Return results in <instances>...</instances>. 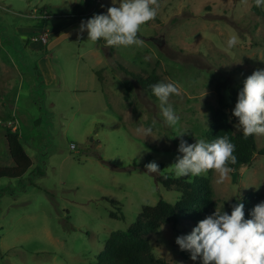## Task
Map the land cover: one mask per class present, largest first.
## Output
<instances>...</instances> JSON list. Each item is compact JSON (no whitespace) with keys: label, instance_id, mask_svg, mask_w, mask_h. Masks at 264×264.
<instances>
[{"label":"rangeland","instance_id":"rangeland-1","mask_svg":"<svg viewBox=\"0 0 264 264\" xmlns=\"http://www.w3.org/2000/svg\"><path fill=\"white\" fill-rule=\"evenodd\" d=\"M77 4L83 14L72 18ZM110 6L111 0H0V166L12 165L8 128L32 162L22 183L0 180V264H95L105 240L125 231L142 206L176 202L179 193L155 179L177 178L169 166L180 139H205L219 83H228L222 92L226 112L241 132L234 127L229 86H242L264 68V15L254 14L252 0H159L156 18L138 33L140 47L106 46L87 40L86 30L79 33L82 20ZM40 14L51 17L42 21ZM42 27L50 30L47 43L30 42ZM231 35L239 42L227 49ZM95 49L103 57V81L93 90L86 70ZM119 68L176 83L180 95L169 103L179 123L166 126L158 98H149ZM147 127L152 132L145 137ZM254 136L260 149L264 135ZM147 158L163 168L146 174L140 166ZM199 176L209 180L217 210L230 213L250 192L264 201V156L231 169L223 184L215 182L214 170ZM110 211L122 218L111 219ZM191 229L182 221L151 234L154 257L200 264L175 243Z\"/></svg>","mask_w":264,"mask_h":264},{"label":"clouds","instance_id":"clouds-1","mask_svg":"<svg viewBox=\"0 0 264 264\" xmlns=\"http://www.w3.org/2000/svg\"><path fill=\"white\" fill-rule=\"evenodd\" d=\"M256 7L264 10V0H254ZM159 0H111L106 12L93 14L82 20L79 33L87 31V40L103 42L106 46H137L144 44L138 36L141 26L156 18ZM239 42L236 35L229 36L227 49ZM152 94L159 100V109L168 127L176 126L180 116L171 103L170 96L180 95L174 82H157L151 85ZM232 116L238 118L234 127L245 137L264 135V68L257 69L243 80L237 93ZM141 129L138 128L137 132ZM152 128L143 129L145 137L151 136ZM185 132H181L183 134ZM177 135V136H181ZM178 155L169 166L177 178L199 176L214 170L216 183L223 184L235 163V144L227 135L212 141L195 139L188 143L180 139ZM146 174L158 173L155 162L145 165ZM175 243L187 251L192 261L200 264H264V201L256 204L245 218L244 204L237 202L230 213L215 209L199 220L188 234L179 235Z\"/></svg>","mask_w":264,"mask_h":264},{"label":"trees","instance_id":"trees-1","mask_svg":"<svg viewBox=\"0 0 264 264\" xmlns=\"http://www.w3.org/2000/svg\"><path fill=\"white\" fill-rule=\"evenodd\" d=\"M88 1H86L87 3ZM83 7L77 4L73 7L72 18H77L83 14ZM45 10H42L43 13ZM252 11L258 17L264 15L263 10L258 8L252 0ZM49 18L51 17L50 14ZM124 74H128L135 83L151 99H157L151 91V85L159 82L154 73L145 72L132 73L123 68H119ZM102 69L94 71L97 81L101 84L103 81ZM242 86L233 84L229 86L230 101L235 106L237 93ZM228 83L223 82L215 86L214 93L217 101V108L211 116L205 140L212 141L217 137L227 135L231 142L235 144L234 155L235 163L229 165L231 169H239L249 165L255 156H264V142L260 149H257L255 136L245 137L242 132H235L226 112L222 92L227 90ZM4 138L7 143L11 166H0V180L21 182L32 166L31 159L25 152L20 137L10 128L5 130ZM140 166L146 169L145 165ZM159 169L163 165L158 164ZM39 172V171H38ZM32 174V173H31ZM186 177V176H185ZM185 177L171 178L168 176L156 178V183L160 184L166 190H175L179 193V198L173 204L159 200L155 205H144L140 208L133 223L125 231H116L112 233L104 242L103 252H101L95 264H170L163 259L154 257L150 243V235L158 232L165 224L178 225L182 221H187L193 228L199 220L215 211L216 202L213 199L212 189L209 180L205 177L194 176L191 181H186ZM22 183V182H21ZM31 183V182H30ZM262 197L250 192L241 197V203L244 204L245 218H249L250 210L259 202ZM114 208H118L117 201H108ZM111 219H121L113 211L109 212Z\"/></svg>","mask_w":264,"mask_h":264},{"label":"crops","instance_id":"crops-1","mask_svg":"<svg viewBox=\"0 0 264 264\" xmlns=\"http://www.w3.org/2000/svg\"><path fill=\"white\" fill-rule=\"evenodd\" d=\"M42 29H47L45 27H42L41 29L39 30H42ZM38 30V32H39ZM50 33V30L47 29ZM23 40H26L27 36L24 34L21 36ZM89 60L91 61V67H89L90 69L89 70H86V76H88L89 78H92L93 81L91 83V88L94 90L96 88H99L100 89V83L97 81V78L94 74V71H97L99 70V68L101 67L102 63H103V57L102 55L100 54V51H97L96 49L93 50L92 52H90L89 54ZM98 91V89H97Z\"/></svg>","mask_w":264,"mask_h":264},{"label":"built area","instance_id":"built-area-1","mask_svg":"<svg viewBox=\"0 0 264 264\" xmlns=\"http://www.w3.org/2000/svg\"><path fill=\"white\" fill-rule=\"evenodd\" d=\"M37 19H42V21L43 20H48L49 19V15L40 14ZM48 35H49L48 30L47 29H42L41 31L37 32L36 34L33 33L29 37V41L32 42V43H40L41 45L44 46L47 43ZM70 149L74 150L75 146L73 144H71L70 145Z\"/></svg>","mask_w":264,"mask_h":264}]
</instances>
